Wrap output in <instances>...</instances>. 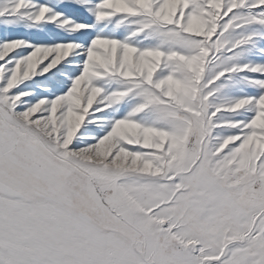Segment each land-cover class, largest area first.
<instances>
[{
    "label": "snow or ice",
    "instance_id": "obj_1",
    "mask_svg": "<svg viewBox=\"0 0 264 264\" xmlns=\"http://www.w3.org/2000/svg\"><path fill=\"white\" fill-rule=\"evenodd\" d=\"M0 264H264V0H0Z\"/></svg>",
    "mask_w": 264,
    "mask_h": 264
}]
</instances>
